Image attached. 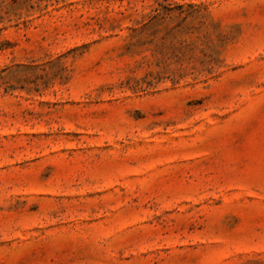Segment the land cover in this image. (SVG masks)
Listing matches in <instances>:
<instances>
[{"label":"rangeland","instance_id":"374dc122","mask_svg":"<svg viewBox=\"0 0 264 264\" xmlns=\"http://www.w3.org/2000/svg\"><path fill=\"white\" fill-rule=\"evenodd\" d=\"M0 264H264V0H0Z\"/></svg>","mask_w":264,"mask_h":264},{"label":"trees","instance_id":"16d2710c","mask_svg":"<svg viewBox=\"0 0 264 264\" xmlns=\"http://www.w3.org/2000/svg\"><path fill=\"white\" fill-rule=\"evenodd\" d=\"M162 13H163V12H161V11L159 10V8H157V13L153 16V18H155L156 16L159 15V17H161V18H163V19L166 20L168 17L171 16V15H163Z\"/></svg>","mask_w":264,"mask_h":264}]
</instances>
